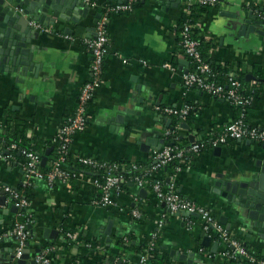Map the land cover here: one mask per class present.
Segmentation results:
<instances>
[{"label":"crops","instance_id":"1","mask_svg":"<svg viewBox=\"0 0 264 264\" xmlns=\"http://www.w3.org/2000/svg\"><path fill=\"white\" fill-rule=\"evenodd\" d=\"M93 1L96 5L89 4L88 17L79 25L63 24L56 32L47 27L48 32L37 45L40 52L35 61L41 64L38 75L34 71L26 76L0 72V129L4 132L9 120L18 119L27 124L31 144L40 149L48 143L56 144L60 127L74 112L80 89L90 77L92 51L88 40L96 36L94 19L106 6L125 0ZM186 1L168 8L161 0H141L132 11L110 17V50L101 85L88 108V126L74 136L71 145L69 163L77 173L66 182L54 184L38 177L32 179L27 214L33 231L23 252H29L32 259L50 248V264H101L102 259L104 264H226L221 256L224 244L215 232L206 231L198 216L172 213L151 187L131 184L113 193L112 205H99L100 190L92 182L94 174L76 160V156H85L120 162L124 167L137 164L149 168L155 163L154 149H142L140 141L157 130L159 133L154 135L164 140L163 146L170 142L166 131L172 128L174 116L162 113L160 105L193 106L189 122L184 121L188 127L178 130L179 136L189 142L190 135L202 140L210 131L221 132L238 116L239 108L228 100L197 88L187 89L179 61H172L176 55L178 60L190 62L179 45V23ZM250 10L263 20L264 0H219L197 23L198 34L207 43L208 58L225 66L227 74L245 73L246 80L247 75H254L255 65L264 69V35L254 32L239 36L240 19ZM67 25L74 33L62 31ZM250 81L255 85L256 79ZM257 88L246 118L249 124L264 128V86ZM118 116L121 119L117 120ZM163 116L172 118L170 126ZM217 146L221 149L215 150ZM217 146L203 150L181 166H164L151 177L210 209L251 251L264 257V238L251 229L252 221L242 209L239 217L235 204L216 192L224 189L222 174L228 180H246L248 174L257 171L258 160L264 162V143L244 139ZM23 164L17 159L0 160V197L3 192L5 196L4 204H0V264H17L19 258L13 256L17 241L11 235L17 213L11 209L16 204L5 188L25 191ZM134 211L140 215H134ZM110 221L112 240L108 242L105 229ZM203 232L210 237L208 246L203 244ZM154 233L157 254L129 250L117 255L123 244L149 243ZM172 250L180 255L192 253L190 263L175 258ZM143 257H147L145 263ZM25 264H30L29 260Z\"/></svg>","mask_w":264,"mask_h":264},{"label":"built area","instance_id":"2","mask_svg":"<svg viewBox=\"0 0 264 264\" xmlns=\"http://www.w3.org/2000/svg\"><path fill=\"white\" fill-rule=\"evenodd\" d=\"M88 4L96 5L93 0H85ZM140 0H125L121 3H114L104 8L100 18L96 24V36L88 40L92 51V63L90 68V77L82 85L78 94L77 105L74 112L69 115L63 125L60 127L56 135L57 158L51 161L48 169L42 168V156L33 150H23L26 162L25 170V185H32L34 177L45 179L49 184L55 182H66L75 174L70 170L63 168L62 164L70 160L71 145L74 136L85 130L89 122V105L94 99L96 89L101 85V77L106 55L110 50V38L108 34V22L113 14L132 11L133 5ZM190 3H201L205 5L214 6L219 0H187ZM184 11H187L185 7ZM264 20V14H263ZM38 29H46L39 22L33 21ZM194 24L186 22L180 33L181 43L180 47L183 53L189 58L192 69L183 73V82L187 89L197 88L203 92H207L215 97L228 100L234 106L245 107L250 105L254 100L257 87L250 85L251 89L247 90L245 84L239 80L236 74H228L229 85H225L217 80V75L213 71L211 64L204 58L201 48L200 40L196 38L192 32ZM192 106L188 103L181 107L172 105H160L158 107L162 113L175 116L182 120L175 128H169L166 131V136L178 134V130L182 127V122L186 121ZM247 116L242 113L229 122L223 132L206 141L196 140L184 146H174L173 144L164 145L161 149L153 150V158L155 163L149 168H145L142 173L135 174L132 181L139 187H143L151 183L153 191L157 197L162 200L172 213L179 211H188L190 213H197L198 217L203 222V227L208 232H215L218 240L224 244L221 251V256L225 259L226 264H264V257L258 253L253 252L240 239H238L230 229L225 227L212 213V211L205 206H202L193 200L181 196L173 186L165 185L162 180L151 181L149 176L158 170L171 163L190 162L193 157L203 150L217 146L220 144H227L230 140H244L249 139L254 142L264 143V128L253 126L247 121ZM4 131L0 129V140ZM177 138V137H176ZM210 145V147H209ZM13 143L11 148H15ZM0 160L10 162L15 161L16 157L10 153H6L0 149ZM77 162L85 167L91 168L94 171L101 170L104 172L102 179L94 177L92 182L96 188L100 190V196L97 200L99 205L110 206L114 203L113 193L119 192L124 188L126 182L125 176L121 173L122 164L119 162H103L96 158L85 156H76ZM179 166V167H180ZM178 167V168H179ZM132 168L138 169L139 165L134 164ZM6 192L10 194L17 206L16 220L11 235L16 238V256L20 257L25 251L28 239L31 235L29 224L32 220L28 217L24 209L28 206V197L25 191L18 190L10 186H6ZM134 215L139 216L138 211H134ZM69 237H73L68 233ZM156 234L154 233L149 247L156 246ZM148 254H150L148 252ZM52 258L50 256V248L44 252L37 254L35 258L36 264H50ZM142 263L147 261V257L141 259Z\"/></svg>","mask_w":264,"mask_h":264},{"label":"water","instance_id":"3","mask_svg":"<svg viewBox=\"0 0 264 264\" xmlns=\"http://www.w3.org/2000/svg\"><path fill=\"white\" fill-rule=\"evenodd\" d=\"M164 3L163 7L170 8L171 6H177L181 0H161ZM90 12V5L84 0H0V72L19 73L20 75H28L30 71H34L38 75L41 64L35 61V56L40 52L37 45L43 38V34L47 33L46 29H38L32 25V21L39 22L44 28L53 27L54 32L57 31V27L63 24L74 23L79 25L81 20L88 17ZM101 13L96 15L94 23H97ZM237 17V15H236ZM239 36L247 37L250 33L257 32L264 35V20H258L257 15L253 10H250L240 19ZM89 29V28H88ZM94 29V28H92ZM64 33H74L70 25L64 26ZM95 34H92V36ZM180 69L183 72L189 71L190 62L186 59H180ZM252 74L247 75V80L255 79ZM140 88V86L138 85ZM119 116L125 117L121 114ZM117 117L121 119V117ZM165 118L167 127L172 123V118ZM183 127H188L187 122L182 123ZM155 133L159 131L155 130L150 133V137L144 141H140L142 149H161L163 147L164 140L158 139ZM190 142L196 141L194 135L189 136ZM168 144H173L169 142ZM53 146L46 149L42 156V166H46L48 163L49 155L51 154ZM221 146L215 147V150H220ZM257 171L252 172L246 176V180H234L226 179L222 174L221 184L224 187L217 189L216 192L222 194L230 204H235V212L240 216L241 209L243 215L251 220V229L256 234L264 238V162L259 159L257 162ZM141 193H146L145 189H141ZM0 197V204H4L5 196ZM13 212H17V208L14 205L11 209ZM179 215H194L197 213H190L188 211L176 212ZM244 216V217H245ZM223 223H227L222 218ZM112 221L109 222L105 229L107 241L111 242ZM229 223H227V226ZM32 234V225L29 224ZM49 228L45 229L48 232ZM206 232V231H205ZM203 232V244L209 245L210 237ZM54 234V232L52 233ZM46 237V233L44 235ZM219 241L214 244L213 251H217ZM16 254H13L15 256ZM171 255L175 258L187 260L190 263L192 259L191 254H179L176 250H172ZM29 260L30 264H35V260L31 258L29 252L21 254L17 258V264H25ZM118 264H121L119 262Z\"/></svg>","mask_w":264,"mask_h":264},{"label":"trees","instance_id":"4","mask_svg":"<svg viewBox=\"0 0 264 264\" xmlns=\"http://www.w3.org/2000/svg\"><path fill=\"white\" fill-rule=\"evenodd\" d=\"M218 3V2H217ZM141 4V0L136 2L133 5V9L137 8L138 5ZM185 6L187 7V11L184 12L182 14L180 23H179V30L180 33L183 29V25L186 22H189L191 24H194L195 26L192 28V32L194 34V36L196 38H198L200 40V48L202 51V54L204 56V58L211 64L213 71L216 73L217 75V80L225 85H229L228 82V77H227V68L221 64H218L216 62L211 61L208 58V55L206 53V44L205 41L203 40V38L201 36H199L198 31H197V23L198 20H200L201 18H203L205 15L210 14L211 11L213 10L212 5H205V4H201V3H190L188 1H186ZM181 43V35H179V45ZM207 47V46H206ZM174 64H178V57L176 55H174V58L172 59ZM192 64H190V68L192 69ZM252 73L254 74V76L256 77V82H254V84L256 85L255 87L258 86H264V69L261 66L255 65L253 67V71ZM236 76L239 80H241L247 90L251 89V82L252 81H247L246 80V74L245 73H241V74H237ZM259 89L257 88L256 92ZM192 106V105H191ZM249 105L242 107V106H237L240 110V112L238 113L239 117L242 113L245 114V116H247V107ZM193 106L191 108V110L189 111L188 116L186 117V121L189 122L191 115H192V110ZM182 120H179L177 117H173V123H172V128H175L176 125L180 124ZM4 127H6V131L4 132L1 140H0V149H3L4 152H8L12 155H14L16 157V159L22 163L26 162V158H25V154L23 153V150L27 149V150H33L38 152L41 156H43V154L45 153L46 149L50 146H53L54 149L52 150L51 154L49 155V159L48 161H50V163L48 162V164L46 166H42V168L44 169H48L50 167L51 161L54 160L55 158H57V145L55 144H46L45 146H43L41 149L39 148L38 145H34L31 144L29 142V139L27 137V132H28V126L25 122L15 119V120H9ZM224 130V129H223ZM223 130L221 132H223ZM219 133H216L215 131H210L208 132L205 137H203L204 140L206 141H211L212 138H214L215 136H217ZM177 137V138H176ZM169 141L173 142L174 146H184L186 144H189V140L185 137H181L179 136V134H175V135H170L169 137ZM15 143L16 147L15 148H11V145ZM210 147V145H209ZM69 156H72L71 153ZM70 161V160H69ZM69 161L64 162L62 164L63 168H66L68 170L71 171L72 174H76L77 172L72 168L71 164L69 163ZM120 163V162H119ZM121 164V163H120ZM86 170L91 171L94 175L93 177L96 178H100L102 179L104 172L101 170L98 171H94L91 168L85 167ZM145 169V167L139 166V168L136 170L134 168H132V166L128 165L125 167L122 165L121 167V173L125 176L126 178V182L124 183V187H129L131 184L135 185L134 182L132 181V177L135 174H140L143 172V170ZM151 181H155L156 179H153L151 176H149ZM145 186L147 187H151L152 185L151 183L146 184ZM31 187L32 185L28 186V185H24L22 188L25 189V195L26 197L30 196V192H31ZM28 206L26 207V209H24V212H26V214L28 213L27 211ZM28 215V214H27ZM29 217V216H28ZM30 218V217H29ZM31 231V229H30ZM158 246L156 244V246L154 248L149 247V243H143L141 245H132L131 243L129 244H123V246L120 248V252H118V256L123 255V253H127L129 250H134L137 251L138 253H143V252H149L151 255H155L157 254L158 251ZM101 264H104V260L102 259ZM15 264V263H14Z\"/></svg>","mask_w":264,"mask_h":264}]
</instances>
